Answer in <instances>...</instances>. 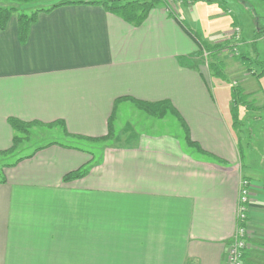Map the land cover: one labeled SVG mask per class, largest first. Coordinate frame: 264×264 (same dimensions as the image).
Instances as JSON below:
<instances>
[{
  "label": "crops",
  "instance_id": "obj_1",
  "mask_svg": "<svg viewBox=\"0 0 264 264\" xmlns=\"http://www.w3.org/2000/svg\"><path fill=\"white\" fill-rule=\"evenodd\" d=\"M101 1L31 3L53 8L38 13L25 40L17 13L0 27V160L10 161L0 176V264H226L244 176L251 181L244 263L264 264V175L249 168L253 157H241V124L228 122L232 105L215 94L200 54V41L229 38L242 16L252 17L247 44L261 53L264 15L250 3L262 12L264 0H208L213 16L229 23L214 38L195 32L192 0L160 3L141 24ZM251 78L239 81L254 84L250 98ZM132 98L168 101L174 110L166 125L142 122L143 113L132 122L125 113L133 114ZM10 118L62 133L9 160L22 146H13ZM121 127L130 135L116 137Z\"/></svg>",
  "mask_w": 264,
  "mask_h": 264
},
{
  "label": "rangeland",
  "instance_id": "obj_2",
  "mask_svg": "<svg viewBox=\"0 0 264 264\" xmlns=\"http://www.w3.org/2000/svg\"><path fill=\"white\" fill-rule=\"evenodd\" d=\"M3 2H8L9 4H14L20 10L26 11L27 13H31V11L36 9L35 6H30V4H38L42 0H2ZM44 1V0H43ZM187 0H172L171 3L174 2V7H178L179 4L186 2ZM190 1V0H189ZM165 3L168 4L167 1L162 0L161 4ZM190 7L187 9V13L189 12L188 18L193 21V24L197 29L194 31L200 34L201 37L204 38H214L219 36V34L222 32L221 30L223 28H227L229 26V23H224L222 18H218L217 16H213L215 12L217 11L216 6H212L214 4L208 2V0H192L189 2ZM230 3V2H229ZM171 4V6H172ZM254 6V8H257V12L261 15H264V8L262 12L258 11L259 3H250ZM211 5V6H210ZM248 6L249 3H246ZM230 9H226L225 11H229ZM252 12H254L252 10ZM230 13V12H229ZM227 17H229L230 14H225ZM185 17V15H182ZM210 16H213L212 18ZM231 17V16H230ZM249 17L251 16H242V17H234L233 23L231 21L230 27H233V31L230 32L229 38L222 39L221 41L217 42H208V45L210 46V49L202 48L201 50V58L202 61L205 63L206 67L210 70L208 73L209 78L211 79V87L213 88L216 95H218L220 101L224 100L226 98V102L228 100V107L235 104L234 98L232 97V87L233 86H239L241 83L239 81H242L245 79V76L247 77H255L253 71L259 72L261 70V67L259 66L258 61L264 62V41L260 44V50L261 53L258 51H252L251 46L247 44V42L250 41V36L252 33L251 28H249L247 21L249 20ZM256 17V16H255ZM187 18V17H186ZM254 19V18H253ZM262 21V18H261ZM244 28L243 33H241L240 27ZM194 27V26H193ZM199 30V31H198ZM242 36L241 39L245 38V43L242 41H239V38ZM232 39H235L234 45L230 42ZM255 39V37H254ZM253 39V40H254ZM239 45V47H238ZM252 46L256 47V43H254ZM222 54V56H221ZM258 60V61H257ZM224 61V62H223ZM259 65H258V64ZM214 64V65H213ZM233 64V65H231ZM218 69L215 72V69L212 66H215ZM230 67V68H228ZM264 77V74L260 76L259 78L256 76V89L254 92L253 97L250 98L248 95V106H242L239 103V106L237 108L238 116H239V124H241L240 130L239 127L237 129V133L239 134L240 139V150L242 152L241 157H253L252 162L249 165V168L251 166H255L251 168V170L255 171V169H260L259 171H264L262 168V165H264L263 160L261 157H264V82H262V78ZM251 80L253 81L254 79ZM216 81H218L223 87L221 93L220 88H218L216 85ZM243 85V84H242ZM254 84L249 82V84L246 82L243 86H240L245 89L246 92L251 91ZM231 92V93H230ZM230 96V97H229ZM129 103H131L129 101ZM134 103V102H132ZM131 103V104H132ZM232 107V106H231ZM119 111H122V109L119 107L117 114ZM133 114L130 116L131 111H127L125 113L128 114V119L132 120V122H135L136 117H139L141 113V121H149V119H152L153 117L156 119H160L161 123H165L164 121L167 118L166 116L170 115V110H168V113L163 117H158L151 115L144 109L139 108L138 106H135L132 110ZM142 111V112H141ZM232 112V111H231ZM124 113V114H125ZM226 117H228V122L233 124V112H232V119L230 118V114H227ZM230 113V112H229ZM123 114V112H120V115ZM174 115V114H173ZM122 116V115H121ZM120 116V117H121ZM175 116V115H174ZM173 116V117H174ZM130 117V118H129ZM115 120V118H114ZM241 121V122H240ZM170 123V122H169ZM179 123H181L179 121ZM235 123L234 129L239 126V124ZM163 125H166L163 124ZM162 125V126H163ZM172 127L168 125L167 129H171ZM62 128L59 127V125H52L50 127H45L44 125L37 124H29L25 125V128L21 131H17V136L20 139L17 145H22L21 148L14 154L12 157L9 158V160H15L17 156L24 155L26 153L31 152L36 146L47 143L51 140H53L51 137H53V134L55 133H62ZM132 129L121 127L117 128L115 130L116 137H122V135H130L129 131ZM52 134H51V132ZM50 133V134H49ZM44 136V137H43ZM38 137H43L40 140H37ZM47 137V140L46 138ZM16 145V146H17ZM8 159L0 160V176H1V168L2 166L7 163ZM10 162V161H8ZM242 164H247L246 160L242 161ZM258 167V168H257ZM247 178L246 176H244Z\"/></svg>",
  "mask_w": 264,
  "mask_h": 264
},
{
  "label": "trees",
  "instance_id": "obj_3",
  "mask_svg": "<svg viewBox=\"0 0 264 264\" xmlns=\"http://www.w3.org/2000/svg\"><path fill=\"white\" fill-rule=\"evenodd\" d=\"M106 8L115 11L119 15H121L123 18L126 20L133 22L135 24H141L145 17L147 16L148 12L150 11L151 8H153L156 5H159L162 0H127V1H122V0H102L101 1ZM168 6V5H167ZM53 7H50L48 9H35L31 11V13H27L26 11L20 10L17 6H0V27L5 28L11 15L14 13L18 14V20H19V26H20V35L22 37V40L26 39L27 32L29 30V27L33 21L36 20L38 13L41 10H51ZM258 36H261V33L256 34V39ZM200 41V40H199ZM202 48H207L208 50L210 49V46L208 43H202ZM204 44V45H203ZM202 51V50H201ZM254 51L257 52L256 49ZM258 61V60H257ZM259 66L261 67V70L256 73V71H253L255 77L257 76L258 78L264 74V62L258 61ZM214 65V64H213ZM215 69V72L218 70L215 66H212ZM232 97L234 98L235 104L232 105V112H233V117H234V125L235 123L239 124V116L237 112V108L239 106V103L242 106H248V94L245 93V90L239 86H233L232 87ZM134 101L135 105L138 106L141 109H144L148 113L154 116L158 117H163L168 113V110H174L170 106V103L168 101H148V100H143V99H136L132 98ZM178 118L181 120L182 124H185L184 120L181 118L180 115H178ZM10 123L14 127L16 131H21L25 128V125L29 124H34V122H27V121H22L18 118H10ZM236 124V125H237ZM110 135V136H109ZM109 135L108 137H111L114 135V128L112 121L109 123ZM19 138L16 135L14 136V143L13 146L15 147L18 142ZM79 174V173H76ZM81 174V172H80ZM73 176V175H67V177Z\"/></svg>",
  "mask_w": 264,
  "mask_h": 264
},
{
  "label": "built area",
  "instance_id": "obj_4",
  "mask_svg": "<svg viewBox=\"0 0 264 264\" xmlns=\"http://www.w3.org/2000/svg\"><path fill=\"white\" fill-rule=\"evenodd\" d=\"M171 8L172 0H165ZM172 4V6H171ZM251 181L242 177L237 202L236 232L228 244L226 264H245L244 256L248 247V210L250 204ZM194 264V263H190Z\"/></svg>",
  "mask_w": 264,
  "mask_h": 264
}]
</instances>
